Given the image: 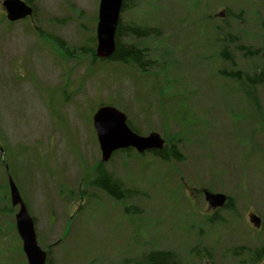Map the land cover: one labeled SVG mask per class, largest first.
Masks as SVG:
<instances>
[{
  "label": "rangeland",
  "instance_id": "rangeland-1",
  "mask_svg": "<svg viewBox=\"0 0 264 264\" xmlns=\"http://www.w3.org/2000/svg\"><path fill=\"white\" fill-rule=\"evenodd\" d=\"M23 1L31 13L10 20L0 0V264H28L10 176L48 264H145L154 251L172 264H264L253 259L264 248V84L245 76L264 70V0H127L119 41L146 52V72L97 56L101 0ZM102 105L183 159L129 148L102 162ZM97 168L123 199L95 185ZM207 191L226 203L215 209Z\"/></svg>",
  "mask_w": 264,
  "mask_h": 264
},
{
  "label": "water",
  "instance_id": "water-1",
  "mask_svg": "<svg viewBox=\"0 0 264 264\" xmlns=\"http://www.w3.org/2000/svg\"><path fill=\"white\" fill-rule=\"evenodd\" d=\"M123 2L124 0H101L96 48L99 58H109L116 51V33ZM3 5L7 11V18L10 20L25 17L32 11L23 0H4ZM93 121L103 162L110 160L119 149L135 148L139 153H144L146 150H162L165 146V139L157 132H152L147 136L135 132L128 124L127 115L114 106L102 105L95 112ZM9 183L12 202L14 205H20L16 216L17 230L23 242L28 264H48L47 252L40 247L37 241L35 222L11 177ZM206 197L214 208L223 206L227 201L225 195L208 191ZM251 221L257 227L261 224L260 218L255 215H251Z\"/></svg>",
  "mask_w": 264,
  "mask_h": 264
},
{
  "label": "trees",
  "instance_id": "trees-1",
  "mask_svg": "<svg viewBox=\"0 0 264 264\" xmlns=\"http://www.w3.org/2000/svg\"><path fill=\"white\" fill-rule=\"evenodd\" d=\"M126 1L124 0L123 4V9L126 7ZM120 27L121 25L119 24L117 33H116V38H117V48L116 51L113 55V60L115 61H121L123 63L129 64H135L142 72H146L147 66L149 62H145L143 59V55L146 52H143V49H140L132 44H122L119 41V36H120ZM127 29V28H126ZM125 30V28H124ZM132 30V28H131ZM136 33V34H145L147 35L148 30L146 28H136L131 31V33ZM132 33V34H133ZM54 40L61 46L65 47V42L63 40H60L59 38H54ZM94 43L96 42V38L93 37L92 40ZM238 50L244 51L245 53L252 54L254 52H259L260 49L257 50H252L250 46H246L241 44L238 47ZM149 61V60H148ZM230 75H234V77L239 78L238 76L241 77L243 75L242 71H237L235 73H232ZM237 75V76H236ZM247 79L249 80L248 82L250 84H264V70H261L260 72H255L253 74H245ZM153 153H156L161 159L164 161H169L170 159L174 158L177 160L183 159V154L180 152V150L177 148L175 144H171L169 147L166 145L163 150H156ZM95 185L101 187L104 189L108 194H110L112 197L116 199H123L126 194L121 190V185L119 181L114 179L108 172H104L103 170H100L97 168V176L95 178ZM170 253L167 251H161V252H151L148 254L145 258V264H172L170 262L168 256ZM261 256H264V248L258 249L253 252V259L259 260ZM51 264V263H49Z\"/></svg>",
  "mask_w": 264,
  "mask_h": 264
}]
</instances>
